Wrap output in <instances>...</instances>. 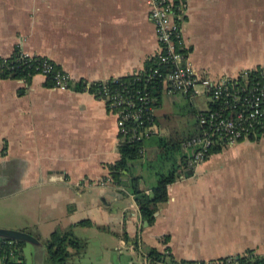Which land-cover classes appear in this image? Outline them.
<instances>
[{
  "label": "crops",
  "instance_id": "0c3cea01",
  "mask_svg": "<svg viewBox=\"0 0 264 264\" xmlns=\"http://www.w3.org/2000/svg\"><path fill=\"white\" fill-rule=\"evenodd\" d=\"M180 18L182 45L200 73L264 69V0H187ZM16 47L49 57L72 86L141 70L158 43L145 0H0V56ZM118 142L115 114L92 93L45 85L40 74L1 79L0 227L42 242L57 226L89 219L73 230L98 236L108 251L102 264H126L122 255L142 264L148 248L166 246L176 260L264 254V137L222 145L171 183L151 225L110 180ZM144 169L135 173L149 192L154 176L147 184ZM41 245L26 242L24 251Z\"/></svg>",
  "mask_w": 264,
  "mask_h": 264
},
{
  "label": "trees",
  "instance_id": "16d2710c",
  "mask_svg": "<svg viewBox=\"0 0 264 264\" xmlns=\"http://www.w3.org/2000/svg\"><path fill=\"white\" fill-rule=\"evenodd\" d=\"M174 0V4H178ZM180 23V19L176 20ZM185 53L187 49L183 48ZM21 50L16 47L14 52L8 57L0 56V80L5 78H25L29 81L32 75L38 71L34 65L39 63V58L30 59L21 57ZM158 67L161 71L166 68L163 64L159 65L155 57H150L144 63L141 70L136 74H128L115 78H109L106 83L109 87L118 86L120 83H126L135 89H146L151 98L150 105L153 107V113L149 114V120L145 119L144 125L150 122L157 128L139 139L119 140L118 158L108 164V174L111 182L119 188V192H124L122 186L126 187L132 194L137 207L140 220L148 225L155 221L154 212L163 206L168 200V186L176 180L187 177L192 173L193 166L190 164L192 149L184 146V142L192 136L198 134L202 127L199 125V115L206 112L208 107H213L212 102L207 103V108L197 109L194 105L186 109L185 121L176 120L175 114L164 110V95H170L163 91L160 77L147 79L148 73ZM60 69L54 62V69L45 78V85L52 86L53 73ZM262 68L256 67L249 69L252 75L259 72ZM263 70V69H262ZM75 90L84 91L86 80H78L72 85ZM99 89L97 82L90 83L89 91L93 92ZM181 94L190 101L191 97H204V95H191L184 92H175ZM172 93V94H175ZM146 118V116H145ZM135 122V121H133ZM140 126L145 128L147 126ZM161 129L164 131L160 132ZM222 145H215L211 152H218ZM137 165L149 170L154 176V181L147 185L150 189L147 192L139 185L141 175L135 173ZM92 222L89 219H81L67 227V229L55 228L48 237L42 240L45 249L46 260L48 264H69L68 260L74 257H80L85 254L87 239L78 237L73 232L75 225L89 226ZM142 226V224H141ZM168 236L161 237V241L167 243ZM135 241V246L136 245ZM26 241L10 240L0 237V260L2 264H29L24 254V245ZM136 250V247H135ZM13 255L10 256L9 252ZM147 262L149 264H264V254L257 253L254 248H247L236 256H225L209 261L204 260H176L168 251V246L160 251L155 247H150L146 251ZM75 264V263H70ZM90 264V263H81Z\"/></svg>",
  "mask_w": 264,
  "mask_h": 264
},
{
  "label": "built area",
  "instance_id": "2783aa9c",
  "mask_svg": "<svg viewBox=\"0 0 264 264\" xmlns=\"http://www.w3.org/2000/svg\"><path fill=\"white\" fill-rule=\"evenodd\" d=\"M145 1L158 43V50L152 57L159 65L166 66L161 71L154 67L147 79L160 77L162 89L167 94L184 92L193 96L204 95L208 97L207 103L210 101L214 104L199 115L201 131L184 142L185 147L192 149L189 163L195 167L204 161L215 145L264 137V69L253 75L247 69L237 75L218 79L200 73L187 58V52L182 51L181 26L176 21L181 19V11L187 0H178V4H174V0ZM21 54V57L39 58V63L34 65L38 71L36 74L46 78L54 69V61L49 57L23 50ZM115 78L114 83L117 82ZM70 79L68 73L60 68L53 73L52 87L72 89ZM108 80L86 81L85 91L90 92V83L99 84V89L90 93L104 100L108 109L115 114L119 140L139 139L156 131L151 122L144 125L145 119L149 120V114L153 113L149 92L126 83L109 87L106 84ZM143 125L147 127L141 128ZM9 255L12 256L13 252L10 251Z\"/></svg>",
  "mask_w": 264,
  "mask_h": 264
},
{
  "label": "rangeland",
  "instance_id": "374dc122",
  "mask_svg": "<svg viewBox=\"0 0 264 264\" xmlns=\"http://www.w3.org/2000/svg\"><path fill=\"white\" fill-rule=\"evenodd\" d=\"M168 99L170 101V105L168 106V103H165V100ZM207 100L208 97H191L190 101L188 99H185L181 94L175 93V94H170V95H164V110H167L168 112H172L175 114L176 120H182L185 121L186 118V109L189 108L190 104L194 105L197 109H205L207 108ZM164 129L160 132H163ZM138 172V170H136ZM146 177V183L150 184L152 181V176L151 172L149 170L144 169L143 173ZM43 204H49L48 198L41 199ZM70 209V206L67 208ZM68 226L61 227L57 226L59 229H67ZM73 230V229H72ZM74 232V230H73ZM87 237H83L87 239V247L85 250V254L80 256V257H74L68 260V263H75V264H81V263H90V264H102L103 263V257L108 253L106 248L100 247V244H98V236L92 235L90 232L85 233ZM49 235V233H48ZM48 235H46L48 237ZM46 239V237H44ZM43 239V240H44ZM29 250L26 252L24 251V254L26 255V259L29 264H48L46 260V254H45V249L44 246L41 245L38 246L37 248H34V246H28ZM122 259L124 262L126 261V264H132L129 262L128 258H125L124 255H122ZM134 261L135 258H133ZM145 262V263H144ZM142 261V264L148 263L145 259V261Z\"/></svg>",
  "mask_w": 264,
  "mask_h": 264
},
{
  "label": "water",
  "instance_id": "95a60500",
  "mask_svg": "<svg viewBox=\"0 0 264 264\" xmlns=\"http://www.w3.org/2000/svg\"><path fill=\"white\" fill-rule=\"evenodd\" d=\"M159 212V209L154 212L156 215ZM144 225H147V222L144 221ZM0 237L10 239V240H23L31 244H42V242L33 234L20 230V229H11L0 227Z\"/></svg>",
  "mask_w": 264,
  "mask_h": 264
}]
</instances>
